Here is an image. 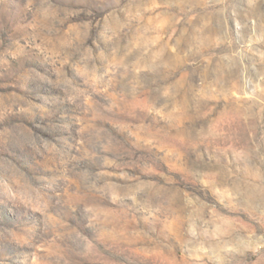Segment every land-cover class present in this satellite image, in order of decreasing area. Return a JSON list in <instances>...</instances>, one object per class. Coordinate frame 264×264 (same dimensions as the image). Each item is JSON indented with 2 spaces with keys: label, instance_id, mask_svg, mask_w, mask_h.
Returning a JSON list of instances; mask_svg holds the SVG:
<instances>
[{
  "label": "rangeland",
  "instance_id": "rangeland-1",
  "mask_svg": "<svg viewBox=\"0 0 264 264\" xmlns=\"http://www.w3.org/2000/svg\"><path fill=\"white\" fill-rule=\"evenodd\" d=\"M0 264H264V0H0Z\"/></svg>",
  "mask_w": 264,
  "mask_h": 264
}]
</instances>
